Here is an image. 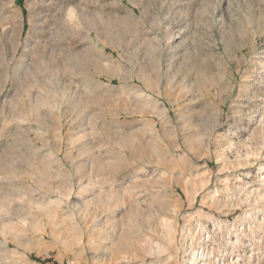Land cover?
<instances>
[{
	"label": "rangeland",
	"instance_id": "obj_1",
	"mask_svg": "<svg viewBox=\"0 0 264 264\" xmlns=\"http://www.w3.org/2000/svg\"><path fill=\"white\" fill-rule=\"evenodd\" d=\"M25 8L0 0V264H264V0Z\"/></svg>",
	"mask_w": 264,
	"mask_h": 264
},
{
	"label": "bare ground",
	"instance_id": "obj_2",
	"mask_svg": "<svg viewBox=\"0 0 264 264\" xmlns=\"http://www.w3.org/2000/svg\"><path fill=\"white\" fill-rule=\"evenodd\" d=\"M258 70H261L263 71L264 70V60L260 62V67ZM260 72V71H259ZM248 159V158H247ZM207 236V235H206ZM201 240V239H200ZM229 242V241H228ZM232 242V241H231ZM242 240L241 239H237L235 242H234V245H241L242 243ZM232 244V243H231ZM233 245V246H234ZM252 253V252H251ZM211 254V253H210ZM250 255V254H249ZM192 260H191V264H209L208 263V254H204L203 252H201V250H198V251H193L192 253Z\"/></svg>",
	"mask_w": 264,
	"mask_h": 264
},
{
	"label": "crops",
	"instance_id": "obj_3",
	"mask_svg": "<svg viewBox=\"0 0 264 264\" xmlns=\"http://www.w3.org/2000/svg\"><path fill=\"white\" fill-rule=\"evenodd\" d=\"M25 2L26 0H13V6L15 8V10L23 15L24 14V10L26 9L25 8ZM25 29V26H23V30Z\"/></svg>",
	"mask_w": 264,
	"mask_h": 264
},
{
	"label": "trees",
	"instance_id": "obj_4",
	"mask_svg": "<svg viewBox=\"0 0 264 264\" xmlns=\"http://www.w3.org/2000/svg\"><path fill=\"white\" fill-rule=\"evenodd\" d=\"M39 262H41V260H38ZM42 263H50V261H43Z\"/></svg>",
	"mask_w": 264,
	"mask_h": 264
}]
</instances>
